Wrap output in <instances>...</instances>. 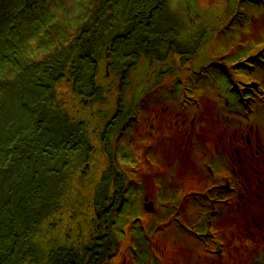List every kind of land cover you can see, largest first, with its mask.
Masks as SVG:
<instances>
[{
    "label": "rangeland",
    "instance_id": "obj_1",
    "mask_svg": "<svg viewBox=\"0 0 264 264\" xmlns=\"http://www.w3.org/2000/svg\"><path fill=\"white\" fill-rule=\"evenodd\" d=\"M60 1L66 6L60 19L61 13L68 18L54 19L59 35L54 30L31 41L27 59L34 73H18L23 67L15 64L14 76L21 77L0 94H7L6 109L15 116V126L7 127L14 137L0 136V193L4 201L14 195L20 207L0 232V264L264 261L249 235L255 212L236 215L223 205H216V224L222 222L228 250L224 258L207 253L219 240L206 236L210 228L201 213L207 207L189 198L182 208L190 189L213 187L214 178H196L200 157L191 154L188 169L173 164L170 173L163 171L168 149L180 157L183 144L215 138L223 118L232 126L264 125V0H111L106 9L113 15L93 28L86 25L93 0ZM84 38L91 42L84 51L92 54L80 61ZM60 60L62 77L55 81L50 65ZM41 74L53 82H38ZM184 180L191 181L187 188ZM29 203L36 204L32 215ZM177 211L192 233L167 225ZM18 216L20 227L27 221L24 228L11 223ZM33 216L41 218L35 225L28 221ZM103 221L110 228L104 230ZM15 229L30 238L21 241Z\"/></svg>",
    "mask_w": 264,
    "mask_h": 264
},
{
    "label": "flooded vegetation",
    "instance_id": "obj_2",
    "mask_svg": "<svg viewBox=\"0 0 264 264\" xmlns=\"http://www.w3.org/2000/svg\"><path fill=\"white\" fill-rule=\"evenodd\" d=\"M222 121H225L223 127H219L217 131L213 129L217 132L215 138L205 139L202 137L201 142L194 141L192 144L187 142V146L182 143V156L179 157V155H175L168 149L166 170L163 169V171L165 174H167V171L170 173L171 168L174 167L173 164H177L178 169L182 167L188 169V163L192 158L191 154L200 157L197 164H194L200 168L199 172L195 174L196 178L197 180L200 179V176L204 178V175L214 178L213 187H209V190L206 189V193L199 187L190 189L191 192L184 194L185 200L182 208L184 211L189 198L198 202L202 201L203 206L207 207L202 210L201 218L203 217L206 220L209 217L211 231L215 233L214 236L219 238L218 242L211 244L213 246L211 250L208 246L205 248L207 253L217 257L222 254L223 257H221L224 258V254L228 250L225 244V230L221 226L222 222L216 224L220 211V209L217 210L216 205H223L226 208L229 207L233 212L237 211L236 215L238 211L244 213V215L255 212L251 224L254 233L251 232L249 235L254 240L252 250L255 256L260 259L264 255V125L255 124L254 126L253 122L245 124L243 121L244 124L240 123L232 126L229 119L223 118ZM195 132L196 130L192 133ZM201 150L202 154L200 153ZM177 152H180V150ZM86 160L88 159L86 158ZM181 174H185V169L181 171ZM206 180L207 177H205V182ZM190 183V180H184L182 185L187 188L186 185ZM172 185L173 181L170 180L169 189L172 190L171 192H173ZM205 200L207 202H204ZM182 213L180 214L177 211V215H173L167 225L179 224L182 225L183 229H188V232L192 233L187 224V226L182 224ZM103 222L106 226L100 228L104 230L110 228L107 221ZM233 238V240L237 239L236 236ZM256 263L264 264V261L261 260Z\"/></svg>",
    "mask_w": 264,
    "mask_h": 264
},
{
    "label": "trees",
    "instance_id": "obj_3",
    "mask_svg": "<svg viewBox=\"0 0 264 264\" xmlns=\"http://www.w3.org/2000/svg\"><path fill=\"white\" fill-rule=\"evenodd\" d=\"M119 0H116V2H118ZM60 3V8H58V10L52 11V4H56V3ZM111 0H93V8H91L88 13H87V18L89 19V23L86 25L90 24V27L93 28L95 26L99 27L101 26L105 21L106 16L113 15V12L108 13L107 9H106V4H110ZM90 3V4H91ZM119 4V3H118ZM132 4L128 1V3H126V6H131ZM62 8H66V6L63 4V2H61L60 0H0V74H3L0 77V94L1 92H7V90L12 89V86L15 85L14 83H16L18 81V78L21 77V74L19 77H15V73H14V66L15 64L19 63L21 64V66L23 67V69H20L18 71L22 72V71H32L33 66H31L29 64V59H27V56L30 55V47L31 45V41L35 40L38 37H46V34H48L50 36V34H54L53 31L56 30L57 31V35H59V31L62 28L59 22H56V20H54L56 18V16L58 17L57 20H59L61 18L60 13L58 12L59 10H61ZM92 12V14H91ZM61 15H63V19L60 20H64V18H68L67 15L65 13H61ZM93 21V22H91ZM72 24L75 23V21L71 20ZM86 25L84 24V28H83V33L85 31V27ZM89 27V29H90ZM67 27H64L65 30ZM92 36H89L88 38L91 39ZM81 38V37H80ZM82 46L80 48L83 49V52L81 55L78 56V60H82V59H89L91 58V50L90 51H84L87 44L91 45V42L88 40H86V38L82 39ZM88 53V55H86ZM110 56V52L107 53V57ZM70 56L68 57L69 60ZM109 58V57H108ZM22 59L24 60V64L22 63ZM67 60V61H68ZM74 61V59H73ZM54 64L50 65L53 68H48L50 69L53 74H55V76H57V78H54L55 81H59V79H61L62 77V73L61 71L63 70V64H61V60L60 62L54 61ZM53 69V70H52ZM71 69V67H70ZM69 69V70H70ZM24 72V73H25ZM57 72V73H56ZM23 73V74H24ZM31 73V72H30ZM34 73V72H33ZM88 73L91 74L90 71H87L86 74L89 75ZM59 74V75H56ZM76 74V73H75ZM12 75V76H10ZM98 72L97 75L95 76V80L97 81L100 77L98 76ZM110 75V74H109ZM109 75H106V79L109 78ZM10 76V77H9ZM41 77L39 78L38 82H40L42 79L45 80V82H49L51 84L52 79H45L44 76L41 74ZM79 75H77V82ZM99 77V78H98ZM93 77L90 76L89 77V82H91L93 84L92 81ZM83 80L86 82L88 81L86 79V75L83 77ZM82 80V81H83ZM35 86H37V88H39V83L35 84ZM57 86V85H56ZM58 87V86H57ZM3 99V100H2ZM0 100L2 101V105H0V136H1V132H6L9 137L13 138L14 137V131H12L10 128L7 129V127H13L15 125L14 122V115L12 113V109H6V107L9 104V100L7 99V94H4L3 98H0ZM29 103L25 102V104L23 105L24 108H28ZM78 106V105H76ZM11 108V105H10ZM86 108V107H84ZM83 107L80 109H84ZM88 108V107H87ZM63 121L65 122V118H63ZM57 137V136H56ZM2 138V137H1ZM57 140H59V137L57 138ZM56 141V140H55ZM54 142L51 140L50 144H53ZM4 158V156H3ZM39 186L35 187V189H38ZM32 188V186H29V189ZM34 193H36L37 197H41L39 191H35ZM33 193V194H34ZM52 195L54 194L53 192H51ZM29 196V194H28ZM60 196V195H59ZM2 195L0 193V220L1 224H0V232H5L6 229H8L7 227V222L8 219L11 217H14V212L13 210L15 208H20L19 205H16V207H14V203H15V196L12 195V197H10V201H4L7 198H5V196L3 195V198H1ZM56 198H58L57 196H54V199L51 198L50 200L52 201H56ZM51 203V201H50ZM17 204V202H16ZM30 204V203H29ZM53 204V203H51ZM18 206V207H17ZM28 209H29V213L30 215H32L36 208V204L35 205H28ZM50 206V205H49ZM14 207V208H13ZM39 208V206H38ZM50 208V207H49ZM40 212L42 214H44V216L47 214L45 213V211L42 208H39ZM46 212H48L46 210ZM5 214L7 216V218L5 220H3L5 218ZM48 216L50 217V213L48 212ZM52 214V212H51ZM39 215V213H38ZM41 219V218H30V222L34 223L33 225H35L36 223H38L37 221ZM44 219V217H43ZM21 217L18 216V218L15 217L14 219H11V223L14 225V223L17 222V226L18 228H24L23 225H25V223L27 222L25 220V222H22L21 227L20 225V221H21ZM62 221V220H61ZM12 225V226H13ZM32 225V224H31ZM65 226V225H63ZM37 227V226H36ZM69 225L65 228H68ZM14 228V226H13ZM30 226L29 228H27V230L30 231ZM62 227V230L65 229ZM73 229V228H72ZM28 231V232H29ZM54 230L50 231L53 232ZM65 232V230H63ZM26 232V230L23 232H21L20 229H15L13 230V235L15 236L16 234H18L17 236L22 237L21 241L25 238L29 239L30 237H27L26 234L28 233ZM47 233L49 235H53V236H57L53 233ZM30 236V235H29ZM43 238V236H42ZM14 251H16L15 245H14ZM1 251V250H0Z\"/></svg>",
    "mask_w": 264,
    "mask_h": 264
},
{
    "label": "water",
    "instance_id": "obj_4",
    "mask_svg": "<svg viewBox=\"0 0 264 264\" xmlns=\"http://www.w3.org/2000/svg\"><path fill=\"white\" fill-rule=\"evenodd\" d=\"M146 210H147L148 212L152 213V212H153L152 205H151V204L146 205Z\"/></svg>",
    "mask_w": 264,
    "mask_h": 264
}]
</instances>
